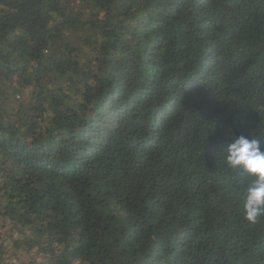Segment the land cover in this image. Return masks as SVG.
<instances>
[{
    "label": "trees",
    "instance_id": "1",
    "mask_svg": "<svg viewBox=\"0 0 264 264\" xmlns=\"http://www.w3.org/2000/svg\"><path fill=\"white\" fill-rule=\"evenodd\" d=\"M239 135L264 0H0V264H264Z\"/></svg>",
    "mask_w": 264,
    "mask_h": 264
},
{
    "label": "clouds",
    "instance_id": "2",
    "mask_svg": "<svg viewBox=\"0 0 264 264\" xmlns=\"http://www.w3.org/2000/svg\"><path fill=\"white\" fill-rule=\"evenodd\" d=\"M225 166L244 178V220L257 223L264 215V141L249 135L234 136L219 152Z\"/></svg>",
    "mask_w": 264,
    "mask_h": 264
}]
</instances>
